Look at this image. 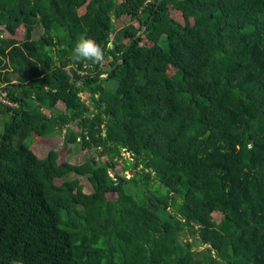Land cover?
<instances>
[{
    "label": "trees",
    "instance_id": "trees-1",
    "mask_svg": "<svg viewBox=\"0 0 264 264\" xmlns=\"http://www.w3.org/2000/svg\"><path fill=\"white\" fill-rule=\"evenodd\" d=\"M0 87V264H264V0H0Z\"/></svg>",
    "mask_w": 264,
    "mask_h": 264
},
{
    "label": "rangeland",
    "instance_id": "rangeland-1",
    "mask_svg": "<svg viewBox=\"0 0 264 264\" xmlns=\"http://www.w3.org/2000/svg\"><path fill=\"white\" fill-rule=\"evenodd\" d=\"M127 22H129V18L127 16H123L119 19L114 20V27L117 30V29L121 28L124 24H126ZM40 32H41V27H39V26L36 27L32 32V37L34 39L38 38L40 35ZM16 37L18 39H21L22 35L20 34V35H17ZM106 79H108V77ZM116 84H117V82L115 79H109L108 81H105V83H104V85H106L109 88L115 87ZM80 95L83 97V93H80ZM86 102L88 104H90L91 101L89 99H87ZM57 111H58V109L56 107H54L52 109V112L54 114H56ZM4 118H5V116H0V129H1V121ZM46 139H47V137L41 138V139L34 141V142H30V139H27L25 141L27 144H29L30 148L39 157L45 156L48 149L55 146L59 149V158L61 160L62 159L67 160L73 164H80V163H83L85 161H91L92 159H95V160L99 159V154L95 148H82L80 141H78L74 144L68 143L67 145H64L62 143L61 135L59 133H57L56 131H54L52 134L51 143L47 144ZM100 158H106V157L102 156ZM120 167H121V165H117V167H116L117 170H119ZM110 173L113 174V171H110ZM125 176L130 177L131 173L129 171H126ZM70 177H73V175H70ZM78 179H80V181L83 184V191L84 192L88 193V192L92 191V186H91L89 180L87 179V177L79 176ZM56 181L58 182L59 180H56ZM125 188H126V191H128V192H134L135 191L134 186L130 185V184H127ZM214 214H215L214 215L215 219L216 220L219 219L220 214L218 212H216ZM181 239L193 242L195 247H197L198 249H201L205 246V245H201V243L198 241V238L190 237L188 234L182 235Z\"/></svg>",
    "mask_w": 264,
    "mask_h": 264
},
{
    "label": "clouds",
    "instance_id": "clouds-1",
    "mask_svg": "<svg viewBox=\"0 0 264 264\" xmlns=\"http://www.w3.org/2000/svg\"><path fill=\"white\" fill-rule=\"evenodd\" d=\"M73 61L80 62L82 60H91L93 62H102L104 59V51L102 47L93 39L81 34L75 42L72 49ZM19 264V262H13Z\"/></svg>",
    "mask_w": 264,
    "mask_h": 264
},
{
    "label": "built area",
    "instance_id": "built-area-1",
    "mask_svg": "<svg viewBox=\"0 0 264 264\" xmlns=\"http://www.w3.org/2000/svg\"><path fill=\"white\" fill-rule=\"evenodd\" d=\"M0 104L10 108H17L19 106V102L13 100L2 87H0Z\"/></svg>",
    "mask_w": 264,
    "mask_h": 264
},
{
    "label": "water",
    "instance_id": "water-1",
    "mask_svg": "<svg viewBox=\"0 0 264 264\" xmlns=\"http://www.w3.org/2000/svg\"><path fill=\"white\" fill-rule=\"evenodd\" d=\"M144 29H145V26H142L141 29L138 30V31L136 32V34L134 35V37L138 36V35H139ZM120 62H121V59L118 60L117 63H120ZM112 69H113V66L109 68V71H111ZM109 71H108L105 75H104V74H101V75H99L98 77H99L100 79H105V78H107V77L109 76ZM88 115H90V114H88Z\"/></svg>",
    "mask_w": 264,
    "mask_h": 264
},
{
    "label": "crops",
    "instance_id": "crops-1",
    "mask_svg": "<svg viewBox=\"0 0 264 264\" xmlns=\"http://www.w3.org/2000/svg\"><path fill=\"white\" fill-rule=\"evenodd\" d=\"M15 80H13V82H14Z\"/></svg>",
    "mask_w": 264,
    "mask_h": 264
}]
</instances>
